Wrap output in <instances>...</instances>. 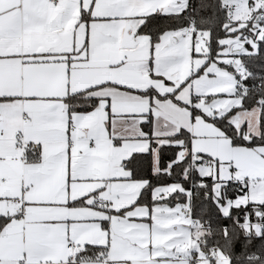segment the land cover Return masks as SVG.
Listing matches in <instances>:
<instances>
[{"label":"snow or ice","instance_id":"snow-or-ice-1","mask_svg":"<svg viewBox=\"0 0 264 264\" xmlns=\"http://www.w3.org/2000/svg\"><path fill=\"white\" fill-rule=\"evenodd\" d=\"M0 264H264V0H0Z\"/></svg>","mask_w":264,"mask_h":264}]
</instances>
